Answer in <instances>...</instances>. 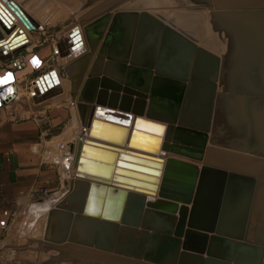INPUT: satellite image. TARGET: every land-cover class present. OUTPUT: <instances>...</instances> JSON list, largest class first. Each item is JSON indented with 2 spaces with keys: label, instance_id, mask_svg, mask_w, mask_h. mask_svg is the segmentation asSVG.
Instances as JSON below:
<instances>
[{
  "label": "water",
  "instance_id": "water-1",
  "mask_svg": "<svg viewBox=\"0 0 264 264\" xmlns=\"http://www.w3.org/2000/svg\"><path fill=\"white\" fill-rule=\"evenodd\" d=\"M2 1L7 2V7L24 26H37L16 2ZM97 1L84 0L82 5L89 6ZM170 6L175 9H205L202 21L204 34H209L218 43L215 49L220 59L200 49L202 46L197 48L182 33L145 14L158 27H164L163 34L161 30L157 31V37L161 36L160 47L167 46L164 42L169 35L175 39L172 49L186 47L188 62L193 59L195 48L215 62L211 69L212 78L207 84L210 90L207 101L201 105L195 101L186 104V111L192 108L195 112L201 106V117L193 121L200 125L187 122L185 125L179 119L185 85L183 81L171 79L163 71L152 68L153 50H146L143 58L135 59L133 38L136 26L137 35L142 31L141 15L138 22L135 12L101 15L83 27V40L76 26L68 30L63 40L64 56L73 62L67 65L92 55L104 34L95 58V61H101L105 57L103 50L111 40L115 52L107 55L108 63L117 70L123 69L124 79L123 75L117 76L118 71L100 73L90 70L77 96V106L81 114L89 107V117H82L84 125L88 126L92 115H95L89 137H104L127 147H113L87 139L83 141L76 154L78 178L47 211L43 242L51 246L70 242L152 264H264L263 232L257 231L256 237H252L250 230L245 228L254 196L259 184L264 182V6L215 8L213 0H180ZM0 7V35L8 34L0 41V50L13 49L25 40V34L19 26L11 31L7 29L5 20L10 22L8 17L12 16L6 8ZM118 34L124 35L121 43ZM83 41L89 52L80 56L85 51ZM203 48L214 50L206 45ZM153 74L154 81L178 86L175 101L163 106V110L152 108L157 96L156 87L153 82L151 84ZM37 81L42 93L36 90L32 96L34 101L60 93V86L53 81L52 73L44 74ZM89 83H93L91 88H88ZM195 89L191 84L186 85V92L190 90L193 93ZM108 91L110 101L107 102L105 96ZM99 113L122 118L123 125L100 121L96 118ZM214 113L219 114L225 147L252 156L261 155L255 172L215 168L223 177L219 193L224 191V204L230 194L239 197L238 201L243 204L241 219H244V227L239 230H226L222 228V222L217 224V228H212L213 223L209 224L210 229L199 228L204 223L194 221V210L205 185L204 174L211 168L206 165L196 168L169 158L167 154L189 155L201 160ZM103 128L107 133H102ZM116 130L119 134L115 133ZM164 130L162 153L166 158L136 152L131 147L137 134H145L150 140L147 139V146L140 148L156 153ZM250 134L257 141L256 146L249 143ZM89 150L95 156L86 154ZM89 162L94 166L93 170L83 167ZM172 164L186 165L190 174L186 185L169 187ZM162 167L163 175L158 186L157 177ZM194 239L198 243L193 245Z\"/></svg>",
  "mask_w": 264,
  "mask_h": 264
},
{
  "label": "crops",
  "instance_id": "crops-1",
  "mask_svg": "<svg viewBox=\"0 0 264 264\" xmlns=\"http://www.w3.org/2000/svg\"><path fill=\"white\" fill-rule=\"evenodd\" d=\"M117 8L118 6L113 7V9ZM107 9L110 10V8ZM107 9L102 12L108 11ZM91 10L89 9L88 12ZM99 16L100 14L88 19L84 22V25ZM32 18L38 27L30 30H27L19 20L12 21L7 29L11 31L19 26L23 29L25 40L13 49L0 50V75H2L0 81H17L21 92V96L15 101L7 103L0 101V220L5 219L8 223L5 228H0V246L8 248L14 246L13 216L25 213L24 210L29 208L37 193L53 188L58 184L59 177L57 175H60L61 166H59V162L58 165L54 161L47 160L49 139L59 138L64 133L72 134L76 131L75 133L79 135L74 138L75 146L69 152L73 160L79 142H83L85 139L94 140L88 136L89 127L83 130L80 122L82 117H89V107L81 114L77 106V96L89 71L100 73L118 71L117 76L121 77L123 75V79L125 76L123 69L118 68L117 70V67H114L112 63H108L107 55L111 56L115 52L114 47L111 46V40L107 42L103 50L105 57L101 61H95L104 34L92 55L72 65H67L73 62L64 56L66 48L63 40L68 30L62 34L61 30H56L57 24L45 19L44 15L39 14L38 16H32ZM7 36V33H3V37L0 35V41ZM117 36L120 40L119 43H121L124 35L118 34ZM81 37L83 40V33H81ZM55 47L58 49V53L53 52ZM121 49L120 47L119 52H121ZM214 50L216 51L215 48ZM184 51V53H174L175 58L168 67L170 71L168 77L183 81L185 85L179 119L186 125V115L188 113H190L191 120L194 118L193 121L199 119L201 114L200 111L194 112L192 108L190 111H186V85L188 87L190 83L188 78L192 74L190 67L192 60L186 64V50ZM88 52L89 48L86 46L85 51L80 56H85ZM145 52L146 49L140 50L137 54L138 58H143ZM152 54L154 59L155 52H152ZM28 61L31 65H34V68H30L27 64ZM54 69L61 78L62 92L41 101H34L26 93L28 81L38 79L48 72L54 73ZM153 76L154 74L151 77V84L153 82L154 87H156L155 93L157 92V96L152 102V108L163 110V106H168L175 101L178 86L171 82L154 81ZM77 79H79L78 82ZM92 86L93 83L88 84V88ZM108 92L105 96L107 102L110 101V91ZM68 93L71 95L69 99L65 95ZM120 100L121 98H119ZM146 103H149L148 99ZM167 110L170 109L167 108ZM217 115L219 116L218 113L213 114L210 131L207 133L208 141L201 160H195L189 155L167 154L169 158L196 168L203 165L211 168L204 174L205 185L201 190L199 201L194 210V221L204 223L202 226L200 225V229H210L209 224L211 223L214 224L212 228H217V224L222 222V228L233 231L244 227V219H241L243 204L238 201L239 197L231 194L224 204V191L219 193L223 177L215 168L255 172L257 164L255 167L251 160L252 155L227 148L222 144L225 141V134H223L221 121ZM63 126L65 127L63 128ZM96 141L111 145L106 141ZM122 147L126 148L127 145L124 144ZM170 172L169 187H176L180 184L186 185V179L190 176L186 165L172 164ZM262 185H264V182L259 184L258 191L252 201L253 205L247 213L248 219L245 221V228L250 230L252 237H256L255 232L264 231V211L260 210L259 207V205L264 206V194H260ZM185 188L187 187L185 186ZM187 207L189 208L190 205H187ZM49 208L51 207L46 206L43 211L45 212ZM52 251L55 250H50V252Z\"/></svg>",
  "mask_w": 264,
  "mask_h": 264
},
{
  "label": "bare ground",
  "instance_id": "bare-ground-1",
  "mask_svg": "<svg viewBox=\"0 0 264 264\" xmlns=\"http://www.w3.org/2000/svg\"><path fill=\"white\" fill-rule=\"evenodd\" d=\"M179 1L180 0H131L130 3L128 2V4H125V5L118 7L114 12L106 11V12L100 14V16L104 15L106 13H109L112 16L115 12H118V11H127V12H133V13L135 12L137 14V22H138L139 17L141 15V17L143 19L142 31H140V33L137 35V32H136L137 26H136L134 38H133L132 51L134 48V57L136 60H138L139 58H138L137 54H139L140 50H144V49H146L148 51L153 50V52H155V56H154L155 61H154V59H152L151 66L154 70H156L155 68H157L158 70L163 71V73H166V74L170 73L168 67L170 66V64H172L173 58H175L174 53H179V52L184 53L185 52L184 50H186V47H178V49H174V48L172 49L171 44H174L175 39L169 37V35H167V40H165V42H164L165 44H167V46L164 47V45H163L164 48L160 47L161 36L157 37V31L161 30V33L163 34V29H164L163 26H168L169 28H172L173 30L182 33L185 37L191 39L196 44L197 48H199V46L200 47L202 46L200 49H203L204 51H207L209 54H212V55H214L220 59L219 52L212 51L211 49L207 50V49L203 48V45L204 46L206 45V47L208 46L209 48H212V47L218 48L217 40L215 38H212V36H210L209 34H204V28H202V21H203L204 15L206 13V10L205 9L187 10V9H182V8L181 9L171 8V6H170L171 3H178ZM242 1L249 2L252 0H242ZM254 1H261V0H254ZM45 2H46V0L43 1V3H45ZM17 4L21 7L22 10H24V8L22 7V5L20 3H17ZM231 4H233V3L231 2ZM213 5L215 8H245V7L257 6V5H251V6L247 5V6H242V7L222 6V5L217 4V0H213ZM0 6H3V8H6L7 11L12 16V18L8 17L10 22H7V20H5V22L8 26H9V24H11L12 21L14 22V21L19 20L21 22V20L7 7V2L0 0ZM129 6H133V7L128 8ZM25 12L28 14L27 11H25ZM145 14H148V15H150V17H153V19L155 18L158 21H160L163 25L162 28L158 27V25L155 22H153L152 20H150L149 16H145ZM28 15L32 18V15H30V14H28ZM18 25H19V23H18ZM200 26H201L202 35H199L200 33H198V29H200ZM24 27L27 30L35 29V28H30V27L27 28L26 26H24ZM36 27H38V26H36ZM70 29H72V28H70ZM77 30H78L80 37H81V33H83V36H84L83 28L81 30L80 26H77ZM136 37H137V39H136ZM83 39H84V37H83ZM19 43H21V42H19ZM83 45L85 46L84 41H83ZM84 48H86V46ZM197 48H195L193 50V59H192L191 66H190L192 69V74L188 78L189 82H190L189 85L191 84L193 87H196V89L193 91V93H190V90L189 91L187 90V92H186V104H188V105L191 103V101L198 102L201 105V103L206 102L207 99L209 98L210 90H209V86L207 84H209V82H210L209 79L212 78V70L211 69L215 63L212 57L204 54L201 50L198 52ZM218 51H219V49H218ZM188 63L189 62L186 60V64H188ZM54 71H55L54 73L56 76L54 75V73H52V78H53V81H55V83L60 86L59 90L61 93L62 92L61 81H60L61 78H59V75H58L56 69H54ZM205 80L208 82L205 83L204 82ZM46 90L49 91V89H46ZM223 93H224V91H223ZM221 103L223 105V99L222 98H221ZM200 108H201V106L198 107L195 112L200 111ZM115 110H117V109H115ZM189 114L190 113H188L186 115V122L189 124H193V125H200L199 123H194L193 122L194 118L191 120ZM101 115L102 114L99 113V116L96 117L100 121H103L106 123L109 122V123H113V124H117V125H123L122 124V121H123L122 118H118V117H114V116H108V115H106V116H101ZM93 118H95V115L94 116L92 115L90 123L88 126L84 125L83 121H80L82 127L84 125L83 130H85L86 127L90 128V125H91ZM143 118L145 119V116H143ZM130 123H131V119L129 122H127L128 128H129ZM140 126H143V125L140 124ZM101 131L103 134L107 133L106 128H103ZM115 133L119 134V132L117 130ZM100 134H101V132L98 133L97 135H100ZM250 135H252V136L249 137L250 138L249 143L251 145L256 146L257 141H255L253 139V134H250ZM165 136H166V134H165V130H164L163 134L160 137V143H159V147H158V150L156 153L148 152V151L144 150V148H140V147L147 146L145 144H147L148 143L147 141L150 140V138L148 136H146L145 134H141V135L137 134L136 138H134L135 140L133 141L134 144H132L131 147H134L133 150L136 152H141V153H146V154L150 153L151 155L166 158L165 157L166 155L162 153V147H163ZM90 138L94 139L93 140L94 142H97L96 140H102V141L109 142L111 144L110 146L122 147L115 140H109L107 138L99 137V136H92V137L90 136ZM82 144H83V142H79L77 144L74 160L72 159L71 154L69 155V153L64 154L61 157L62 159L58 158V161L60 160V162H61V168L63 170H66V174L68 173V175H70V177H71L70 184H72L73 181L76 178H78L76 175V165H77V159H78L76 154L80 151V147ZM89 151L90 152H87L86 154H88L90 156L91 155L95 156V154L91 153V150H89ZM260 156L261 155L251 156V160L254 163L255 167H256V164L261 159ZM83 165H84L83 167L85 169L93 170V168H94V166L90 162L83 164ZM162 175H163V167L161 168L160 174L157 177L158 182H156V183L158 186L160 185ZM156 197H157V194H155L154 200H156ZM67 243H70V242H67ZM67 243L57 245V247H63ZM195 243L197 244L198 242H196V240L194 239V242L192 244L194 245ZM69 245H71L73 247H78V246L81 247V245H77V244L73 245V243H70ZM92 249H95V248L82 246L81 252L88 254L89 256H91L90 258H92V259L103 258L102 261H104V263H106V264H117V263H121V264H125V263H127V264H152V263L146 262L144 260H140V259L138 260V259H133V258L124 257V256H118V255L108 253V252H104V251H101L98 249H95L96 251L92 250ZM94 252H96V253H94ZM112 261H114V262H112Z\"/></svg>",
  "mask_w": 264,
  "mask_h": 264
},
{
  "label": "rangeland",
  "instance_id": "rangeland-1",
  "mask_svg": "<svg viewBox=\"0 0 264 264\" xmlns=\"http://www.w3.org/2000/svg\"><path fill=\"white\" fill-rule=\"evenodd\" d=\"M14 1L20 3L32 16H38L39 14L44 15L45 19H48V21L51 20L55 22L57 24L56 30H61L62 34L75 25H79L83 28L85 21L104 13L102 12L105 11L104 9L110 8V10H107L113 12L116 10L113 9L114 6L120 7L131 2V0H99L93 4H89V6H84L82 5L84 0H46L45 3H43L44 0ZM231 2L233 4H231ZM217 4L238 7L247 5L264 6V0H252L249 2L242 0H217ZM132 7L133 6H129L128 8ZM89 9L92 10L88 12ZM198 33L202 35L201 26L200 29H198ZM65 95L67 99L71 96L69 93ZM64 127L65 126H63V128ZM75 132L76 131L72 134L64 133L59 136V138L49 139L47 150L48 161H54L57 164L59 162L60 165H58L61 166V162L60 160L58 161V158L62 159L61 157L64 153H69L74 148V138L79 135ZM57 177H59L57 186L37 193L29 208L24 210L25 213L15 214L13 216L12 232L14 234V246L13 248L0 246V264H106L102 261L103 258L92 259L88 254L82 253V246L73 247L69 245L70 243H67L63 247H57L50 246L43 242L47 214V211L44 212L43 208L46 206L51 208L54 207L70 187L71 177L68 173L66 174V170L60 167V175H57ZM259 207L260 210L264 211V206L259 205ZM40 240H42V242H40ZM51 247L55 251L50 252V250H52Z\"/></svg>",
  "mask_w": 264,
  "mask_h": 264
},
{
  "label": "built area",
  "instance_id": "built-area-1",
  "mask_svg": "<svg viewBox=\"0 0 264 264\" xmlns=\"http://www.w3.org/2000/svg\"><path fill=\"white\" fill-rule=\"evenodd\" d=\"M54 53H58V49L55 47L53 49ZM27 64L30 66V68H34V65H31L30 61L27 62ZM2 75H0L1 77ZM38 79H31L28 81L27 87H26V93L29 97H32L35 95L36 90L39 93H42L41 87L37 81ZM8 89H11V92L8 91ZM21 96V92L19 90V84L17 81H10V82H3L0 83V101L3 103H7L10 101H15ZM8 225L5 219L0 220V228H5Z\"/></svg>",
  "mask_w": 264,
  "mask_h": 264
},
{
  "label": "flooded vegetation",
  "instance_id": "flooded-vegetation-1",
  "mask_svg": "<svg viewBox=\"0 0 264 264\" xmlns=\"http://www.w3.org/2000/svg\"><path fill=\"white\" fill-rule=\"evenodd\" d=\"M260 194H261V195L264 194V185H262V187H261Z\"/></svg>",
  "mask_w": 264,
  "mask_h": 264
},
{
  "label": "snow or ice",
  "instance_id": "snow-or-ice-1",
  "mask_svg": "<svg viewBox=\"0 0 264 264\" xmlns=\"http://www.w3.org/2000/svg\"><path fill=\"white\" fill-rule=\"evenodd\" d=\"M10 78V77H9ZM3 82H6V81H0V83H3Z\"/></svg>",
  "mask_w": 264,
  "mask_h": 264
},
{
  "label": "clouds",
  "instance_id": "clouds-1",
  "mask_svg": "<svg viewBox=\"0 0 264 264\" xmlns=\"http://www.w3.org/2000/svg\"><path fill=\"white\" fill-rule=\"evenodd\" d=\"M9 92H11V89H8Z\"/></svg>",
  "mask_w": 264,
  "mask_h": 264
}]
</instances>
